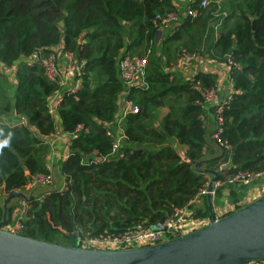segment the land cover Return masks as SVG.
<instances>
[{"label":"trees","instance_id":"1","mask_svg":"<svg viewBox=\"0 0 264 264\" xmlns=\"http://www.w3.org/2000/svg\"><path fill=\"white\" fill-rule=\"evenodd\" d=\"M171 1L0 0V64L11 66L19 56L36 48L46 52L59 42L83 62L81 87L62 95L57 113L64 131L76 123L87 131L69 138L68 154L58 162L65 189L49 188L41 201L35 197L43 190L34 193L20 235L72 246L76 234L118 231L137 222L153 226L196 197L206 174L193 168L195 161L208 169L225 165L220 177L264 172V0H227V6L210 0L196 18L157 36L153 15ZM216 7L224 14L214 16ZM180 47L231 61L233 92L221 112L217 141L206 137L202 119L204 107L211 113L213 108L195 102L201 88L214 84V75L196 72L184 79L161 64ZM138 52L146 55L145 87L127 89L125 96L138 110L125 115L124 140L109 154L112 138L105 136L103 123L115 115L122 89L117 61ZM14 81L12 95L6 90L0 95V117L11 111L27 125L0 118L3 136L13 133L0 156L4 193L46 171L43 139L54 127L46 101L56 85L39 64L17 61ZM159 107L166 111L157 120ZM172 141L184 146L182 156ZM200 197L204 210L191 215L206 216L205 195Z\"/></svg>","mask_w":264,"mask_h":264},{"label":"built area","instance_id":"2","mask_svg":"<svg viewBox=\"0 0 264 264\" xmlns=\"http://www.w3.org/2000/svg\"><path fill=\"white\" fill-rule=\"evenodd\" d=\"M207 4L208 0H172L170 8L156 12L153 15L152 24L156 29V33L158 32V36L162 37L165 35L166 31L167 34H169L185 19L196 18ZM199 57L203 56L197 51L187 50L185 48H180L176 55L177 62L185 65L196 62ZM226 60L228 64H231L229 59ZM17 61H22L26 65H32L34 63L39 64L46 78L53 81L56 85L46 101L47 112L53 118L54 127L53 130L43 139L45 144L52 145L53 141L58 136V123L55 119V116L58 117L57 108L61 102L63 94H75L81 87L83 62L81 59L76 58L71 50L64 49L62 42H59L55 46L46 50V52H42L41 49L36 48L26 56H19L16 59V63ZM16 63H13L11 66L14 68ZM146 65V55H124L117 61L118 77L122 89L119 94L115 115L110 121L103 123L105 136L112 138L109 154L115 153L124 140L122 122L125 115L127 113H135L138 110L137 105L131 103L125 96V93L127 89L131 87H145L144 74ZM200 94V99L195 102L197 104L209 105L213 108L212 116L215 126L211 133V138L217 141L218 134L221 131V112L224 104L231 98V93L221 98L218 94L217 86L214 83L210 86L201 88ZM10 125H27V122L25 118L18 116V118ZM79 131H87V129L83 124L76 123L71 132L65 131L68 140ZM67 154L68 142L66 144V151L62 154L63 159ZM263 173V171H236L232 174H222L221 177L218 176L217 179L213 181L211 195H213L214 191L218 188L225 189L230 185L244 187L250 182L258 179ZM205 178L206 181L198 190L194 199L206 194V185L209 181V177L207 176ZM53 181V175L48 169H46V171L34 172L30 175L29 181L21 187V192L27 194L34 188H42L43 192L35 197L38 201H41L43 196L49 190L47 186L52 185ZM57 189H65L64 180L62 186ZM193 200L189 201L187 205L174 208L169 212L165 216L163 229H154L152 226H148L144 222H137L129 228L118 231L104 230L94 235L76 234L78 235L77 245L80 248L88 249L121 250L153 245L169 238L184 235L209 222V217L201 220H190V204ZM16 202L18 206L14 207L13 213L9 217L8 222L1 226L3 230L12 233H18L23 228L22 220L25 219L29 207L28 201L18 199ZM240 264H264V259L248 260Z\"/></svg>","mask_w":264,"mask_h":264},{"label":"water","instance_id":"3","mask_svg":"<svg viewBox=\"0 0 264 264\" xmlns=\"http://www.w3.org/2000/svg\"><path fill=\"white\" fill-rule=\"evenodd\" d=\"M200 165L201 161L192 162L195 170L209 177L205 194L209 222L184 235L137 248L72 247L5 231L1 225L5 221L7 203L12 199L29 201L38 187L27 194L11 190L2 197L0 264H240L264 259V193L216 217L210 203L212 184L225 165L217 169ZM164 220L165 216L161 217L152 228L163 229Z\"/></svg>","mask_w":264,"mask_h":264},{"label":"crops","instance_id":"4","mask_svg":"<svg viewBox=\"0 0 264 264\" xmlns=\"http://www.w3.org/2000/svg\"><path fill=\"white\" fill-rule=\"evenodd\" d=\"M176 28V27H175ZM167 34V31L165 35ZM164 36V35H163ZM200 54V53H199ZM174 55V54H173ZM203 57H199L196 62L185 65V64H179L177 62V58L174 56V61L171 63L170 61H167V65L163 66V68L167 72L175 73L183 77L184 79H189L192 77L196 72H204V73H210L214 75V83L217 86L218 94L221 98L225 97L227 94L233 92L232 84L230 83L228 74H229V64L227 63V60H220L217 61L215 59H212L208 57L206 54H200ZM164 57L161 59L163 62ZM0 73L4 75V77L10 82V88L13 89L14 87V68L12 66H3L0 64ZM8 96L12 95L11 91H8ZM10 105H12V100H10ZM159 112V111H158ZM162 114L165 113V110L161 112ZM161 114V115H162ZM160 115V116H161ZM1 121L7 124L13 123L18 116L14 115L11 111L6 112L5 115H1ZM56 122L58 123L57 138L53 141L52 145H48V152L44 158L45 168L48 169L52 175H53V187L59 188L63 184V177L58 171V162L63 159L62 154L66 151V144L68 142V137L66 136L65 131L62 129L60 125V120L57 116H55ZM202 119L204 122V129L206 133V137H211V133L214 129V122H213V116L212 113L209 111L208 107H204ZM59 120V122H58ZM173 147L176 149L177 153L182 156L184 152V146L178 144L176 141H172ZM207 177V174L205 175ZM264 178V177H262ZM261 178L258 177V179L250 182L248 185L244 187H234L232 186V193H229V190L231 187L221 189L218 193L213 194L210 196V203H211V211L215 216H222L225 213L231 212L234 209L241 207L248 202L254 200L258 196H260L257 193L258 189L261 187L259 182ZM264 185V184H263ZM260 186V187H259ZM15 201H18L16 199ZM17 203V202H16ZM15 203L12 209V213L15 206H18ZM206 203V199H205ZM206 209L207 205L205 204ZM190 210L191 213H195V211L202 212L204 210L203 207V199L201 197H198L194 199L190 204ZM208 210V209H207ZM18 211V209H17ZM15 212V211H14ZM209 212H207L206 216H190V220H198L203 219L206 217H209ZM10 217V214L8 216V219Z\"/></svg>","mask_w":264,"mask_h":264},{"label":"rangeland","instance_id":"5","mask_svg":"<svg viewBox=\"0 0 264 264\" xmlns=\"http://www.w3.org/2000/svg\"><path fill=\"white\" fill-rule=\"evenodd\" d=\"M208 1H210V0H208ZM222 3H223V5L224 6H227V0H220ZM220 6V5H219ZM165 10V9H164ZM163 11V10H162ZM225 12V11H224ZM224 12L219 8V7H216V10H214L213 11V15L214 16H218L219 14H224ZM184 39V38H183ZM174 43H176V42H174ZM180 48H184V47H180ZM179 48V49H180ZM178 49V50H179ZM187 50H193V51H195V49H193V48H189V47H187L186 48ZM178 50H175L174 52H172V54H169V55H167V57H169V61L172 63L173 61H174V56H175V58H176V55H177V52H178ZM197 51H199L200 53L202 52L201 50H197ZM173 53H174V55H173ZM137 54H140V52H138ZM167 59H166V56H164V59H163V62H161V64L163 65V66H166L167 65ZM1 74V73H0ZM10 82H8V80L4 77V75L3 74H1L0 75V95H2L3 94V92L6 90L7 91V93H8V91H13V89L12 88H10ZM163 110H165L166 111V108L165 107H159L158 108V113H157V120L159 119V117H160V115L162 114L161 112L163 111ZM48 146V145H47ZM215 150L217 151V149L215 148ZM46 156V155H45ZM45 158V157H44ZM262 177H264V173L260 176V178H261V180H260V182H259V184H260V188L258 189V191H257V193L260 195L262 192L261 191H263L264 192V178H262ZM29 178H30V176L28 177V179L26 180V183L29 181ZM53 187V184L52 185H50V186H47V188H52ZM16 190H19V191H21L22 190V188L20 187V188H18V189H16ZM38 190H40V192L43 190L42 188H37L34 192H36V191H38ZM6 194L7 193H4V192H2L1 190H0V207H1V204H2V197H4V196H6ZM212 196V195H211ZM15 203H16V201H15V199L13 200H11L10 202H8L7 203V208H6V215H5V221H4V223L3 224H6L7 222H8V218H7V212H8V208H10V211H9V213H8V216H9V214H10V216H11V214H12V209H13V206L15 205ZM7 218V219H6ZM0 220H1V218H0ZM2 224V225H3ZM1 225V226H2ZM77 237H78V235H76V236H74V242H73V245H72V247H79L78 245H77ZM65 243V242H64ZM57 244H59V243H57ZM61 245H65V246H69V245H67V244H61Z\"/></svg>","mask_w":264,"mask_h":264},{"label":"clouds","instance_id":"6","mask_svg":"<svg viewBox=\"0 0 264 264\" xmlns=\"http://www.w3.org/2000/svg\"><path fill=\"white\" fill-rule=\"evenodd\" d=\"M0 136H3V129H0ZM13 133L9 132L7 136L0 138V156L4 154L5 148H10Z\"/></svg>","mask_w":264,"mask_h":264}]
</instances>
